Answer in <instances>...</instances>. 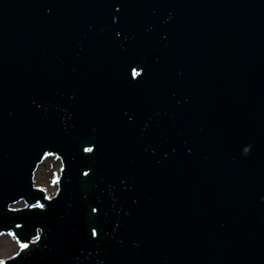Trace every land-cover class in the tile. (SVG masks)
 <instances>
[{
	"label": "water",
	"instance_id": "obj_1",
	"mask_svg": "<svg viewBox=\"0 0 264 264\" xmlns=\"http://www.w3.org/2000/svg\"><path fill=\"white\" fill-rule=\"evenodd\" d=\"M0 234V264H264V0H0Z\"/></svg>",
	"mask_w": 264,
	"mask_h": 264
},
{
	"label": "rangeland",
	"instance_id": "obj_2",
	"mask_svg": "<svg viewBox=\"0 0 264 264\" xmlns=\"http://www.w3.org/2000/svg\"><path fill=\"white\" fill-rule=\"evenodd\" d=\"M60 168L61 164L56 157L49 156L43 160L35 172L33 184L35 187L44 188L47 197H53L55 195L57 184L53 183V179L57 178V176L59 177ZM21 208L15 206V209ZM20 246L13 235L0 234V262L13 254Z\"/></svg>",
	"mask_w": 264,
	"mask_h": 264
},
{
	"label": "snow or ice",
	"instance_id": "obj_3",
	"mask_svg": "<svg viewBox=\"0 0 264 264\" xmlns=\"http://www.w3.org/2000/svg\"><path fill=\"white\" fill-rule=\"evenodd\" d=\"M85 151H91V149H85ZM85 175H88V173H84ZM40 207H43V205H40ZM93 211H96V209H93ZM91 235L93 236V237H96V236H98V233H97V231H96V229L95 228H93L92 229V231H91ZM28 245H22V247H27Z\"/></svg>",
	"mask_w": 264,
	"mask_h": 264
},
{
	"label": "bare ground",
	"instance_id": "obj_4",
	"mask_svg": "<svg viewBox=\"0 0 264 264\" xmlns=\"http://www.w3.org/2000/svg\"><path fill=\"white\" fill-rule=\"evenodd\" d=\"M58 178H59V177L57 176V179H58ZM20 203H22V202H20ZM18 205H19V206H18ZM23 205H24L23 203H22V204H19V203H18V204H16L15 206H17V207H23ZM15 206H12V209H15ZM18 244H20L19 241H18ZM20 245H22V244H20Z\"/></svg>",
	"mask_w": 264,
	"mask_h": 264
}]
</instances>
